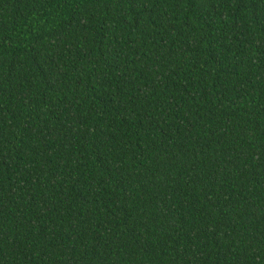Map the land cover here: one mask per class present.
<instances>
[{
    "label": "trees",
    "instance_id": "obj_1",
    "mask_svg": "<svg viewBox=\"0 0 264 264\" xmlns=\"http://www.w3.org/2000/svg\"><path fill=\"white\" fill-rule=\"evenodd\" d=\"M0 264H264V0H0Z\"/></svg>",
    "mask_w": 264,
    "mask_h": 264
}]
</instances>
